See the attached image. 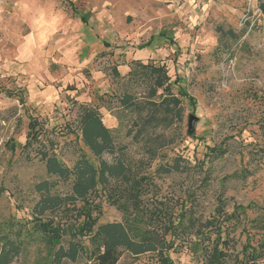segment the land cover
I'll list each match as a JSON object with an SVG mask.
<instances>
[{"label": "rangeland", "instance_id": "1", "mask_svg": "<svg viewBox=\"0 0 264 264\" xmlns=\"http://www.w3.org/2000/svg\"><path fill=\"white\" fill-rule=\"evenodd\" d=\"M260 4L264 0H0V233L22 241L11 264H50L54 246L31 214L34 185L47 179L40 155H54L69 168L80 153L93 161L77 128L82 105L98 111L124 148L130 179L138 182L136 198L156 224L160 206L164 218H184V230L168 234L172 245L163 246L171 264H207L216 236L201 239L200 225L216 216L219 200L220 240L228 242L218 245L227 254L222 264H264ZM133 62L163 65L172 93L187 97L179 121L132 139L142 119L121 109L120 98L130 94L141 118L150 98L148 85L127 75ZM190 115L197 118L191 132ZM153 140L161 147L154 146L155 158ZM174 160L182 172H155ZM67 189L61 182L56 191ZM134 193L114 182L97 187L86 206L48 215L61 245L80 247L77 262L62 264H90L92 226L120 221ZM188 218L193 228L186 227ZM117 264L162 263L158 253H123Z\"/></svg>", "mask_w": 264, "mask_h": 264}, {"label": "trees", "instance_id": "2", "mask_svg": "<svg viewBox=\"0 0 264 264\" xmlns=\"http://www.w3.org/2000/svg\"><path fill=\"white\" fill-rule=\"evenodd\" d=\"M259 9L264 16V4H260ZM228 34L234 35L230 31H228ZM138 73L141 74L140 77ZM127 75L131 76L134 82H137L136 79L141 78V81L148 85L150 96L145 103L144 110L146 114L142 118L139 110L140 105L130 94L125 93L120 98L119 105L121 109L138 114L137 119H142L141 122H135V127L138 128L132 139L146 134L148 129L161 128L166 130L171 127L174 121L180 120L181 98L187 96L186 94L174 95L172 93V82L163 65L133 62ZM158 91H161L162 94L157 95ZM155 98L160 100L156 101ZM151 99L154 102H151ZM81 107L82 109L77 117V128L81 142L88 150L93 161L80 153L75 163L69 168L63 165L56 156L43 153L40 157L44 163L47 179L34 185L37 200L31 209V214L35 218L34 227L41 231L44 240L48 244L54 246L50 255V264L75 263L78 261L81 252L79 245L74 241H67L65 246L61 245L59 235H56L53 228H50V224L53 223L47 216L62 210H73L80 203L86 206L97 187L109 188L114 182L123 183L135 192L127 202V204L133 205L129 209L131 213H127L129 210H122L123 216L120 221L94 224L92 226V250L89 253V263L117 264L123 253H129L132 256L158 253L159 261L162 264H171L172 262L163 250V246L171 247L172 245V240L166 241L168 234L173 236L184 230V218L180 216L176 223L173 219L164 218L166 216L163 213L165 209L160 206L154 209V211H157L156 215L153 216L154 219H157V215L158 218L160 217L159 222L156 224L148 206L143 203L142 208L139 205L140 199L136 198L135 186L138 185V182L133 183L130 179L129 168L123 159L124 148L116 144L113 131L103 124L96 109L87 105ZM131 131L127 132L128 136L131 135ZM153 142L155 144L151 146V158H155L156 151L161 149L156 145V140H153ZM104 157L109 158V160ZM183 167L184 165L179 164V161L174 160L167 166H159L155 172L161 175H169L182 172ZM61 182L68 185V189L64 193L56 191L58 184ZM136 204L138 205L135 206ZM217 204L216 216L200 225L203 228L201 239H208L212 233L216 236L207 264H222L227 257L226 252L218 249L219 244L226 247L228 242L227 240H220V231L224 222V203L219 200ZM123 208L129 207L124 205ZM194 225L195 222L188 218L186 227L193 228ZM203 241L197 243L202 245ZM21 243L20 239H11L10 233H0V264H11L21 253Z\"/></svg>", "mask_w": 264, "mask_h": 264}, {"label": "water", "instance_id": "3", "mask_svg": "<svg viewBox=\"0 0 264 264\" xmlns=\"http://www.w3.org/2000/svg\"><path fill=\"white\" fill-rule=\"evenodd\" d=\"M197 118L195 116L190 115L188 117V130L191 132L194 128V124L196 123Z\"/></svg>", "mask_w": 264, "mask_h": 264}]
</instances>
